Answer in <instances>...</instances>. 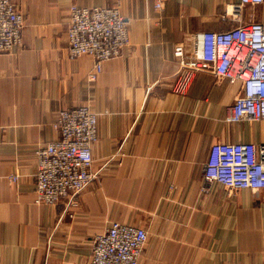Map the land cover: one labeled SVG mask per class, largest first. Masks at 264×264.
<instances>
[{"label": "crops", "instance_id": "1", "mask_svg": "<svg viewBox=\"0 0 264 264\" xmlns=\"http://www.w3.org/2000/svg\"><path fill=\"white\" fill-rule=\"evenodd\" d=\"M25 17L23 46L0 54V262L89 264L95 236L113 223L148 231L139 264H264V191L207 186L212 144L264 142V121H227L239 84L211 73L173 91L175 47L200 31L264 22V2L241 0H11ZM120 2L130 45L104 62L69 58V9ZM89 105L98 114L97 178L76 205L35 200V149L57 138L58 113ZM17 172L12 183L7 176Z\"/></svg>", "mask_w": 264, "mask_h": 264}, {"label": "built area", "instance_id": "2", "mask_svg": "<svg viewBox=\"0 0 264 264\" xmlns=\"http://www.w3.org/2000/svg\"><path fill=\"white\" fill-rule=\"evenodd\" d=\"M154 10H165L164 0H152ZM264 0H241L233 6L240 11ZM130 19L122 14L120 2L111 6H80L69 9L66 37L70 58H95L88 80L94 82L104 62L121 56L130 45ZM25 18L11 0H0V54L10 53L22 44ZM177 72L173 91L184 94L196 73L239 84L227 107L230 123L264 121V22H241L226 31H200L192 35L190 46L175 47ZM57 138L35 151L37 173L35 200L56 205L64 199L76 205L80 195L97 178L93 172V146L98 140V114L89 105L61 110L53 124ZM203 176L207 186L221 185L229 194L249 189L264 191V142L215 141ZM19 180V176H13ZM148 240L140 226L113 223L94 238L89 264H139ZM1 264V262H0Z\"/></svg>", "mask_w": 264, "mask_h": 264}, {"label": "rangeland", "instance_id": "3", "mask_svg": "<svg viewBox=\"0 0 264 264\" xmlns=\"http://www.w3.org/2000/svg\"><path fill=\"white\" fill-rule=\"evenodd\" d=\"M113 5H115V4H113ZM105 6H111V5H105ZM153 8H154V7H153ZM120 9H121V5H120ZM20 12H21V11H20ZM121 12H122V11H121ZM155 12H156V11H155ZM22 14H23V13H22ZM122 14H123V13H122ZM24 18H25V17H24ZM23 31H24V29H23ZM130 41H131V40H130ZM67 42H68V41H67ZM21 46H23V34H22V44H21ZM21 46H19V47H17V48H20ZM17 48H16V49H17ZM14 50H15V49H14ZM14 50H13V51H14ZM13 51H12V52H13ZM5 54H7V53H5ZM68 54H69V50H68ZM69 58H70V55H69ZM71 59H72V58H71ZM91 72H92V71H91ZM91 72H90V73H91ZM90 73H89V74H90ZM100 74H101V73H100ZM100 74H99V75H100ZM88 76H89V75H88ZM98 77H99V76H98ZM97 79H98V78H97ZM88 81H89V80H88ZM96 81H97V80H96ZM89 82H90V81H89ZM94 82H95V81H94ZM37 148H38V147H37ZM37 148H36V149H37ZM36 149H35V151H36ZM34 153H35V152H34ZM36 162H37V159H36ZM37 169H38V166H37ZM17 175L19 176V179H20V174H18L17 172H12V173H10V174L7 176V178H8V180H9L10 182H12V183H17L19 180H16V181H15V180L12 179L13 176H17ZM35 192H36V189H35ZM44 205H45V204H44ZM121 223H122V222H121ZM125 224H126V223H125ZM135 226H136V225H135ZM105 232H106V231H105ZM105 232H104V233H105ZM99 235H100V234H99ZM97 236H98V235H97ZM95 237H96V236H95ZM93 241H94V240H93ZM92 248H93V244H92ZM91 255H92V254H91ZM89 263H90V262H89Z\"/></svg>", "mask_w": 264, "mask_h": 264}]
</instances>
